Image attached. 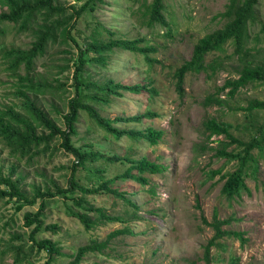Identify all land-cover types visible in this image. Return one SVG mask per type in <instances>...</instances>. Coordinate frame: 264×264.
Returning a JSON list of instances; mask_svg holds the SVG:
<instances>
[{
    "label": "rangeland",
    "instance_id": "rangeland-1",
    "mask_svg": "<svg viewBox=\"0 0 264 264\" xmlns=\"http://www.w3.org/2000/svg\"><path fill=\"white\" fill-rule=\"evenodd\" d=\"M104 1V5L98 4L95 12L72 22L73 37L80 45L95 32L103 33L101 37L105 40L144 38L141 46L156 49L155 53L146 54L156 62L150 65L143 54L116 49L110 54L107 68L89 65L84 77L94 82L113 80L127 87H146L141 93L120 90L123 96L109 97L108 104L95 107L110 120L142 116L138 123H114L119 129L145 131L153 128L163 132V136L156 146L128 136L117 140L83 111L77 123L78 135L72 137V143L83 151L98 152L106 157L146 158L166 167V171L160 175L145 173L142 176L147 178L146 184L134 179L115 181L111 187L124 199L106 193L88 196L92 205L123 220V223L100 221L91 231L85 230L71 213L85 211L73 205L70 194L69 199L62 196L50 199L43 220L45 225L57 224L60 229L57 234L41 231L37 240L51 239L61 248L62 256H56L52 264H69L80 247L106 241L117 230L129 232L111 239L103 253L88 254L81 264H229L232 257L240 259L238 264H264V153L253 151L258 171H248L245 177L248 189L229 201L221 194L226 182L222 177L235 172L239 162L217 156V150L222 147L220 142L228 143V140L225 136H213L208 141L209 133L205 127L208 120L215 118L230 124V132L235 138L248 142L256 133L250 122L254 120L256 127L264 126V110L252 114L245 111L253 100L264 102V84H251L233 97L228 95L231 89L218 93V88L227 80L239 78L246 63L264 65V0H259L255 7L256 19L249 23V38L245 44L247 57L236 55L232 42L227 43L222 52L208 54L205 57L207 68L215 61H219L221 67L215 73L210 68L198 74L188 73L183 84V97L177 91L174 74L191 60L194 46L200 39L224 27L227 20L221 14L226 12L230 0H165L164 16L172 29L170 35L166 34L165 27L147 26L144 11L153 0ZM84 2L58 0L68 13H72L73 5L78 7ZM38 19L40 24L41 16ZM19 26L12 23L1 26L0 112L11 107L27 115L24 98L18 95L22 88L64 128L63 117L69 112L68 102L75 95L71 87L73 62L79 49L71 41L69 45L60 39L50 43L46 53L35 60L29 76L34 83L45 81L57 88L33 91L26 88V82L21 79L29 72L26 66L22 64L14 71L6 56L10 49H30L35 40L34 23L27 31H21ZM150 89H155L157 94L150 93ZM217 96L225 103L206 105L208 98ZM148 112L156 116L143 117ZM61 142L60 138H55L50 145L41 146L38 151L23 157L12 152L0 138L1 172L8 175L10 169L15 168L14 178L23 180L22 190L30 196L35 186L46 189L53 187V182L61 188H69L76 158L61 147ZM241 149L230 145L227 150L237 153ZM129 166L126 162L105 159L88 162L85 168L78 170V182L86 187L99 186L124 174ZM219 170L220 174L213 175ZM133 173L140 176L136 171ZM73 195L79 197L81 193L77 190ZM40 204L41 200H38L34 206H25L18 211L16 198L0 201V264L46 263L47 253L33 248L30 239L33 227H25L24 220V215L37 212ZM216 212L220 219L233 218L232 224L224 229L244 232L247 242L242 245L234 238L219 240L220 246L211 248L207 262L205 246L214 231L203 219L211 223ZM89 214L97 218L96 213ZM12 246L23 250L19 263H16V250Z\"/></svg>",
    "mask_w": 264,
    "mask_h": 264
},
{
    "label": "trees",
    "instance_id": "trees-1",
    "mask_svg": "<svg viewBox=\"0 0 264 264\" xmlns=\"http://www.w3.org/2000/svg\"><path fill=\"white\" fill-rule=\"evenodd\" d=\"M81 2L82 0H76ZM165 0H153L146 5L144 16L146 18L147 26H160L166 28V34L170 35L172 29L170 24L166 21L164 16ZM99 3L104 5V0H85L81 6H72V13H68L64 5L58 3V0H0L2 12L0 13V34L3 33L1 26L4 23L19 24L21 31L31 29V24L34 23V37L30 49H10L6 51V56L10 59V68L16 71L22 64L29 70L26 77L21 78L26 82V88L33 91L43 92L44 88L56 89L55 86H50L47 82L34 83L29 76L33 71L35 60L46 53L47 47L50 43H55L58 39L62 40L64 44L69 45V41L73 42L79 49V55L74 60L73 84L71 87L75 90V95L68 102L69 112L64 115V128L59 126L48 113L45 112L37 103L29 97L28 93L22 88L18 90V95L24 98L23 106L27 111V115L15 111L11 107H7L5 111L0 112V138L11 148V151L18 153L23 157L30 155L33 151H38L41 146H48L55 138L61 139V147L72 153L76 158V164L71 168V174L68 181L69 188H61L58 184L53 182V187L43 189L40 186L33 188L32 196L22 190L23 180L18 177L14 178L16 174L15 168H11L8 175L1 172L0 169V201L4 199L13 200L19 204L17 210L21 211L25 206H34L38 200H41L39 210L35 213H26L24 215L25 227L32 228L30 239L33 242V248H37L38 252L45 251L48 259L45 264H52L56 256H62V251L59 245L51 239L37 240V235L41 231L51 232L57 234L60 227L57 224L45 225L43 217L48 201L54 197L62 196L70 199L75 207L83 209L85 212L73 215L84 226L85 230L91 231L100 221H107L110 223L120 222L123 220L116 216H109L103 209L92 205L87 197L97 196L102 193L114 195L124 199V196L116 189L111 187L115 181L134 179L142 184L148 182L147 178L143 177L145 173L151 175H160L166 171V167L149 161L146 158L140 160H132L131 158L106 157L94 151H83L76 148L72 143V137L78 135L77 123L80 119L81 112H87L90 119H92L105 132L111 134L115 139L120 140L124 136L130 139L146 140L152 146L159 144L162 139L163 132L157 131L153 128H148L145 131L122 130L114 125L117 122H135L141 121L142 116L126 118H116L110 120L103 117L100 111L95 107L96 105H104L110 102L109 97H121L123 94L120 90H130L134 92H143L146 88L142 85L135 87H127L121 83H115L113 80H108L104 83L94 82L93 79L84 77L89 65H95L102 68H107L109 65L110 54L114 50H125L136 52L145 55L146 61L151 65L156 60L148 57L146 54L155 53L156 49L151 47L141 46L145 40L139 38L135 41L129 39L117 38L105 40L101 37L103 33L95 32L83 45L73 37L72 29L74 25L84 14H91L95 12ZM259 0H230L226 12L221 14V17L227 22L221 30L200 39L194 46L192 58L185 62L174 74L176 80V88L181 97L184 96L185 90L183 84L185 76L188 73H201L208 68L215 73L221 64L215 61L207 68L205 65V57L214 52H222L224 46L232 42L235 46V54L238 56L247 57V50L245 44L249 38V23L256 19V5ZM100 5V6H102ZM41 16V23L39 24V17ZM97 29V28H96ZM262 31H264V24ZM110 34H113L109 31ZM94 53V56H89V53ZM68 68V65L66 66ZM239 78L229 79L225 84L218 88V93H222L227 89H231L229 96H235L241 89L254 84H264V65H251L246 63L239 72ZM60 86V85H59ZM31 91V90H30ZM150 93L156 95L155 89H150ZM219 96L216 98L210 97L206 101V105L216 104L221 106L224 104ZM264 110V102L253 100L250 102L246 112L252 114L254 111ZM154 113L148 112L143 117H154ZM207 140L213 136H225L226 141H221L222 146L217 150L216 154L219 158L227 159V161L236 160L239 162L238 168L233 173L223 175L222 179L226 180L221 194L227 200L231 201L236 197L241 196L244 190H247L245 184V177L248 176V171L252 173L258 171V162L253 155V151L259 150L264 153V126L256 127L254 120L250 122V127L256 129L255 136L250 141L244 142L235 138L231 132V125L217 121L215 118L207 121L206 125ZM246 129H249L248 127ZM230 145H237L241 147V151L234 153L228 152ZM204 150V149H203ZM100 159L109 160L110 162H126L130 164L129 168L122 175L116 176L114 179L105 181L99 186L86 187L78 182L77 172L81 168H85L88 162H95ZM138 172L135 175L133 172ZM221 171L213 172V175L220 174ZM81 193V196L76 197L73 194L76 191ZM89 213H96L97 218H92ZM204 223L212 228L214 235L208 244L205 246L206 261L209 262V254L212 247H219V240L225 238H234L246 244L247 239L245 233L241 231H232L224 229L225 226L231 225L233 218L220 219L218 213L214 214L213 221L208 223L205 219ZM128 230H117L111 233L106 241L93 242L79 248L77 253L73 256L69 264H81L84 258L90 253H103L108 247L111 239L126 234ZM16 263L22 261L19 257L23 253L22 248H15ZM240 261L237 257H232L229 264H238Z\"/></svg>",
    "mask_w": 264,
    "mask_h": 264
}]
</instances>
